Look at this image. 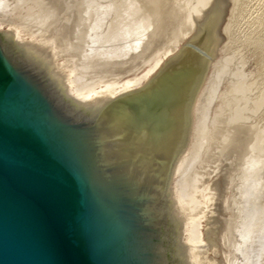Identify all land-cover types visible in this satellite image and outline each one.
I'll use <instances>...</instances> for the list:
<instances>
[{"label": "water", "instance_id": "obj_1", "mask_svg": "<svg viewBox=\"0 0 264 264\" xmlns=\"http://www.w3.org/2000/svg\"><path fill=\"white\" fill-rule=\"evenodd\" d=\"M0 264H264L260 0H0Z\"/></svg>", "mask_w": 264, "mask_h": 264}, {"label": "bare ground", "instance_id": "obj_2", "mask_svg": "<svg viewBox=\"0 0 264 264\" xmlns=\"http://www.w3.org/2000/svg\"><path fill=\"white\" fill-rule=\"evenodd\" d=\"M260 4L263 6L264 5V0H260ZM262 8V7H261ZM264 7L261 10V23L264 22ZM263 24V23H262ZM264 32V31H263ZM264 36V35H263ZM262 36V43H263V62H264V37Z\"/></svg>", "mask_w": 264, "mask_h": 264}, {"label": "rangeland", "instance_id": "obj_3", "mask_svg": "<svg viewBox=\"0 0 264 264\" xmlns=\"http://www.w3.org/2000/svg\"><path fill=\"white\" fill-rule=\"evenodd\" d=\"M261 7L263 8L264 5H263V6L261 5ZM262 8H261V10H262ZM263 10H264V9H263ZM262 23H263V24H262V36H263V35H264V32H263V31H264V22H262ZM263 37H264V36H263ZM262 39H263V38H262Z\"/></svg>", "mask_w": 264, "mask_h": 264}]
</instances>
